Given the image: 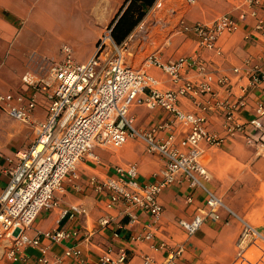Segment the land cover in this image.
Masks as SVG:
<instances>
[{
	"label": "crops",
	"instance_id": "1",
	"mask_svg": "<svg viewBox=\"0 0 264 264\" xmlns=\"http://www.w3.org/2000/svg\"><path fill=\"white\" fill-rule=\"evenodd\" d=\"M123 2L0 0V94L24 93L26 90L22 83L24 72L21 75L20 72L28 53L18 55L13 46L23 48L20 37L29 26L47 27L54 21L57 11L72 21L71 24L67 20L60 26L63 41L56 51H42V56L48 58L47 53L56 56L57 52L61 57V46H71L68 41L74 36L73 24L83 23L90 36L86 40V49L79 55L71 47L75 61L82 63L94 53L99 36L108 28ZM241 11L247 15L245 19L238 20ZM223 14H230L237 22V28L220 36L214 49L200 47L194 33L181 31L180 21L187 24L210 23ZM122 43L127 46L126 65L147 69L165 90H176L183 80L199 81L202 75L188 62L181 69V80H172L158 68H146L144 60L148 55L155 54L163 62L187 58L206 65V71L213 76L211 93L195 98L182 97L178 104L185 111L205 115L210 133L224 136L225 112L221 107L224 101L245 96L247 107L240 114L241 120L245 121L253 115L256 102L264 100L262 86L251 84L249 79L250 69L258 64L264 51L262 5L250 9L242 0H197L192 5L181 0H167L159 9L150 8ZM17 58H21L19 67L13 65ZM221 79L225 82H220ZM47 106V101L39 93L33 112L34 121L46 119ZM129 116L138 130L157 128L172 120L168 113L145 106L132 107ZM157 130L158 138H163L167 132L164 128ZM174 131L180 139L182 130L177 123ZM247 132L251 133V130L247 129ZM34 137L33 125L13 119L0 108V194L8 180L7 169L16 163L15 153L27 148ZM201 146L204 150L201 163L210 175L208 187L221 199L224 207L218 210V220L206 218L192 236L179 227L178 221L190 218L197 208L204 206L202 192L195 191L193 202L188 203V191L183 184L164 187L158 195L163 211L158 219H154L142 210L128 209L121 203L110 205L107 198L90 185V178L112 177L114 167L128 163L137 166L140 183L159 179L163 158L148 153L144 142L135 138H129L118 148L93 147L92 154L77 164L76 177L62 182V190L55 194L57 205L41 211L26 235L34 238L43 232L59 229L73 233L60 243H52L41 236L39 248L46 249L43 256L47 264H96L107 250L113 256L124 251L127 260L122 264H143L145 256L154 264H234L239 225L253 216H258L264 224V140L247 145L244 134L236 133L219 146H209L204 142ZM72 208H77L78 212ZM145 233L151 234L149 240L141 238ZM39 248L24 247L20 254L24 261H10L2 257L0 245V264H38L37 260L42 256ZM69 249L79 251L78 255H66Z\"/></svg>",
	"mask_w": 264,
	"mask_h": 264
},
{
	"label": "built area",
	"instance_id": "2",
	"mask_svg": "<svg viewBox=\"0 0 264 264\" xmlns=\"http://www.w3.org/2000/svg\"><path fill=\"white\" fill-rule=\"evenodd\" d=\"M165 1L154 0L150 8L159 9ZM181 1L192 5L197 0ZM262 2L242 0L250 9L259 5L264 9ZM246 15L247 12L241 11L237 19L243 20ZM180 24L181 31L194 33L199 46L207 49H214L220 36L237 28V22L230 14L220 15L210 23L180 21ZM110 31V27L105 29L96 42L94 53L82 63L75 61L71 47L66 44L61 46V58L57 61L35 52L29 54L22 75L25 92L0 94V108L13 119L33 125L35 131L33 142L15 153L16 163L7 169L8 180L0 194V245L2 257L6 260L24 261L20 255L22 249L27 246L39 248L42 237L60 243L73 235L59 229L43 232L42 237L29 238L26 231L41 211L57 205L55 194L62 190V182L76 177L77 164L91 155L95 146L118 148L129 138L140 139L148 153L164 160L159 179L149 183L138 181L137 166L131 163L114 167L112 177L90 178V185L103 194L110 205L121 203L128 209H139L158 219L163 211L158 195L164 187L183 184L188 191V203L193 202L195 191L202 192L204 206L197 208L190 218L178 221L179 227L192 236L206 218L218 220V210L224 207L221 199L208 187L210 175L201 163L204 153L201 144L219 146L236 133L244 134L247 145L264 140V100L256 102L253 115L245 121L240 118L247 107L245 96L224 101L221 104L225 112L224 136L210 133L205 115L185 111L178 104L182 97L195 98L211 93L213 76L206 71V65L187 58L163 62L155 54L148 55L144 60L146 68H158L172 80H181V69L188 62L202 75L199 81L183 80L176 90L162 89L147 69L126 65L127 46L124 43L116 45ZM249 79L251 84L262 86L264 92V51L258 64L250 69ZM39 93L47 101V116L44 121L36 122L33 112ZM135 106L160 109L172 120L157 128L138 130L129 116V110ZM175 123L182 130L180 139L175 135ZM163 128L167 132L163 138H158L157 129ZM72 211L78 212V209L72 208ZM128 215L134 219L130 213ZM141 238L149 240L151 234L145 233ZM39 251L42 256L37 263L47 264L43 256L46 249L39 248ZM78 253L69 249L66 255L77 256ZM126 260L124 251L113 256L107 250L96 264H122ZM142 263L154 264L147 256L143 257Z\"/></svg>",
	"mask_w": 264,
	"mask_h": 264
},
{
	"label": "rangeland",
	"instance_id": "3",
	"mask_svg": "<svg viewBox=\"0 0 264 264\" xmlns=\"http://www.w3.org/2000/svg\"><path fill=\"white\" fill-rule=\"evenodd\" d=\"M54 21L52 23L47 24V27L43 28H35V26H29L23 35L20 37L21 42L23 43V48L19 49L17 46H13V51L16 54L22 55L29 54L35 52L37 55L42 56V51L45 49L54 50L58 45H61L63 41V37H60L59 28L61 25H65L67 20L72 21L67 18L64 13H55ZM74 36L70 38L68 43L71 45L70 47L74 48V50L81 55L86 48V40L90 38L89 32L84 29L83 23H74ZM33 49H36L33 51ZM48 60L57 61L61 57L59 56V52H57L56 56H52L54 53H47ZM27 57L25 60L24 68L21 70L20 75L27 68ZM57 57V58H55ZM55 58V59H52ZM21 58H17L13 65L15 67H19ZM24 70V71H23ZM17 76L18 77H20ZM7 87L6 89H8ZM262 196L264 197V191H262ZM262 197V198H263ZM250 220H245L240 224V233L237 240V253L234 255L236 258L233 262L234 264H264V226L263 223L260 222L258 216H253L249 218ZM246 229L244 238L241 240V234L243 230Z\"/></svg>",
	"mask_w": 264,
	"mask_h": 264
},
{
	"label": "trees",
	"instance_id": "4",
	"mask_svg": "<svg viewBox=\"0 0 264 264\" xmlns=\"http://www.w3.org/2000/svg\"><path fill=\"white\" fill-rule=\"evenodd\" d=\"M154 0H124L110 21V36L116 45H120L134 27L143 19Z\"/></svg>",
	"mask_w": 264,
	"mask_h": 264
}]
</instances>
